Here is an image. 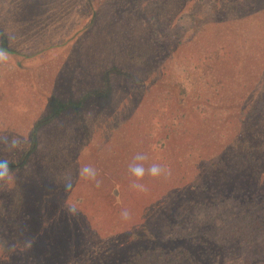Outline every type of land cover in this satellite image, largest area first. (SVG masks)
I'll use <instances>...</instances> for the list:
<instances>
[{
	"label": "rangeland",
	"instance_id": "1",
	"mask_svg": "<svg viewBox=\"0 0 264 264\" xmlns=\"http://www.w3.org/2000/svg\"><path fill=\"white\" fill-rule=\"evenodd\" d=\"M29 1L35 2L33 8L40 2ZM89 1L94 8L99 9L101 18L105 21L110 13L118 8L119 27L122 29L127 19L129 26L125 27V32L130 35L135 36L133 33L141 30L142 23L138 21L142 20L140 15L144 14L145 10L142 12V9H139L140 15L134 13L131 17L125 12V7H121L120 0H87L88 3ZM201 1H204V6L194 9L192 13L198 19H201L200 15H208L203 24L214 25L213 28L202 32L198 40H184V33L177 35L173 40V47L166 50L163 56L165 63L158 58L153 60L151 65L134 68L136 71H141V74L147 75L149 79H167L172 75L181 80L184 61L204 56L206 47L213 48L214 42L222 37L230 38L234 43L238 39L242 40V37L232 34L237 28L244 31V35H247L245 38L252 40L249 44L262 43L264 46V21L253 22L251 30L247 26H241L238 20H233L230 17L233 15L231 11L220 10L219 6L210 0H199L197 3ZM83 2L84 0H45L46 8L35 14L34 21L26 26V21L22 19L24 0H0V41L5 38L8 47L23 53L38 49L49 41L59 42L84 22ZM152 2L153 0H140L139 6H150ZM158 6L164 7L165 13L172 14V18L167 17L164 21L163 29L169 31L168 28L174 27L175 31H183L181 25L188 22L189 16L186 15L183 20L179 19V23L174 21V12L181 7L179 0H162ZM14 15L18 16L17 19ZM115 15L117 13L112 14L110 19ZM27 27L30 28L29 31L25 30ZM119 34V29H113L111 24L98 34L103 41L97 40L96 46L101 54L97 61L105 62L112 44L110 36ZM145 37L143 44L138 42L136 44L139 45L130 47L129 52L136 60L148 56V52L149 58H152L150 47L165 35L156 33L150 38V35L145 34ZM122 39L120 37L119 40ZM92 40L88 39L80 46V56L87 57L89 42ZM117 47L118 44H114L112 52ZM56 49L52 48L53 52L48 54L49 56L25 59L24 63L35 65L33 78L38 76L40 65H60L54 71L47 70L49 75L42 84L43 90L50 92L55 88L54 92L59 97L71 96L70 98L75 99L77 97L72 96L74 94L71 89L63 91L64 79L69 74L70 66L67 64L62 67L61 62L64 61L65 64L66 59L61 57V51ZM255 49L253 56L260 52L258 47ZM261 56L264 58V47ZM257 58L251 59L253 61ZM30 81L29 69H17L13 58L1 55L0 99L4 101L5 110H8L11 116L0 118V151L20 148L27 140L32 120L44 114L45 99L34 97ZM82 86L84 90L85 83H82ZM192 87L193 85L189 90ZM259 87L260 84H257L251 91L245 89V94H250L252 99ZM230 88L229 95H236L234 81L231 82ZM18 91L20 93L17 95ZM199 92L212 95L221 93L215 86L208 84L200 86ZM145 93L148 94V99ZM4 98L9 102V107ZM197 104L202 109L201 115L210 120L207 126L211 129L210 142L209 139L202 142L198 140V136L193 135L195 128L203 131L200 123H184L180 107L171 97L170 91L155 85H151L148 90H142L124 80L116 82L112 98L102 100L98 106L82 108L85 116L76 120L70 119V124H64L59 118L52 120L50 130L45 131V139L48 136L49 145L44 149H35L34 152V177L26 173L21 179L23 189L16 193L11 192L12 197L6 200L3 206L6 208L11 201L14 210L24 212V216L29 215L27 219L24 217L18 222L16 230L19 237L15 241H30L29 253H36L38 247H44L47 251L52 241L56 243L54 229L68 233V229H73L74 223H78L81 225L80 231L67 235V248L72 251L76 247L75 244H80L81 249L85 251L82 253L93 258L88 260L84 257L78 261L73 259V253H68L60 264H212V260L213 264H244L252 252L258 250L256 236L251 231L253 218L248 217L245 210L232 201L234 198L230 194H216L212 189L214 186H204L203 178L206 174H216L223 168L225 154L230 147H224L227 136L210 118L211 107L202 101ZM16 122L20 123L21 128H17L18 130H15L18 127ZM24 125L26 127L22 128ZM221 134L224 135L218 140L217 137ZM137 153L146 156L142 162L146 169L155 163L161 165L163 171L157 177L149 175L146 171L145 176L138 181L144 184L141 202L144 203V210L141 212V219L128 216L131 221L125 228L120 207L116 215L110 214V220L105 219V213L110 211L107 201L114 198L109 187L114 185L116 180H121V186L126 192L122 191L120 198L130 199L128 191L135 189L132 187L135 178L129 172V164ZM85 165H92L98 170L99 184L81 176L80 169ZM226 176L227 174L223 175V179H226ZM4 182L1 181L4 183L3 190L7 192L5 187L12 181ZM28 183L30 189L27 187L26 190L24 186ZM183 183H188L191 188L189 196L181 198L179 195H171L176 187H183ZM197 191L202 194L196 195ZM161 196L164 202L169 198L166 209L155 207L154 202L161 201ZM36 199L41 203L36 204ZM183 199L187 200L182 201ZM111 209L113 210L112 207ZM6 211L7 209H2L0 212V234L5 227ZM67 218L70 219L68 228L62 223ZM119 220L122 221L117 223ZM150 227H156L160 237H170L175 243L172 244V241L168 240L169 245L159 246L160 243L147 236L146 232H149ZM4 236L3 233L0 243L4 241ZM188 242L193 243L195 249L186 246ZM58 244L63 245V242ZM197 249L200 253L196 252ZM219 250L222 256L217 262ZM197 254L203 255L205 261ZM2 255L3 249L0 245V258ZM20 263L28 264L24 260Z\"/></svg>",
	"mask_w": 264,
	"mask_h": 264
},
{
	"label": "trees",
	"instance_id": "2",
	"mask_svg": "<svg viewBox=\"0 0 264 264\" xmlns=\"http://www.w3.org/2000/svg\"><path fill=\"white\" fill-rule=\"evenodd\" d=\"M198 1L179 0L181 7L174 12V21L179 23L177 22L179 19L183 20L187 17L186 15L189 16L188 22L181 25L183 31L179 32L175 31L174 27L168 28L169 31L163 29L164 21L167 17L168 19L172 18V14L171 12L165 13L164 7L158 6L162 3V0H153L150 6H139L140 0H120L121 7H125V12L128 13V16L133 17L134 13L140 15L139 9H142V12L145 10V13L140 15L142 20L138 21L142 23L141 30L133 33L135 36L125 32V27L129 26L127 19L124 21L123 28L119 27L117 19L118 8H115L105 21L101 18L99 9L94 8L90 1L88 3L87 0H84V22L67 33L59 42L47 40L49 42L40 45L38 49L23 53V51L8 47L5 38L0 41V57L1 55H8L15 60L17 69H29L30 84L34 97L40 100L45 99L46 102H44L45 110L43 116H38L32 120L27 140L23 145L17 149L13 148L12 151H0V196L4 195L0 198V212H2V209H7L5 227L0 234V237L3 233L5 235L2 237L4 241L0 243L3 249L0 264H23L20 263L23 260L28 264H60V261L68 253H73V257H75L73 259H78V261H81L84 257L88 258V260L93 258L82 253L85 251L81 249L82 246L80 244H75L76 247L72 251L67 248V235L70 232L77 234L80 231L81 225L78 223H74L73 229L69 228L68 233L64 230L57 231V229H54L56 231L54 232L56 243L51 242L52 244L48 246L50 251H46L44 247H38L36 253H29L30 241H15L19 237V233L16 230L18 222L24 217L27 219L29 215L25 214L24 216V212L14 210L11 207V201L6 208L3 206L6 204L5 201L12 197L11 192L16 193L23 189V181L21 179L26 173L34 177L35 171L33 167L36 161L34 152L35 149H44L49 145L48 136L45 139V131L46 129L50 130L51 121L59 118L64 124H70V119L76 120L78 117L85 116L82 108L93 105L98 106L102 100L112 98L116 90V82L121 80L133 84V87L142 88V90H148L151 85H155L170 91L171 97L176 100L177 105L180 107L184 123H200L203 131L201 132L199 128H195L193 135L198 136V140L202 142L208 139L210 142L209 133L211 129L207 128L210 120H206L201 115L202 109L197 102L202 101L211 107L210 118L213 123L216 122V125H219L220 129L222 128V132H225L227 137L224 147H230V149L226 151L223 168L216 174L209 173L204 176V186H214L212 189L215 190L216 194H230L234 198L232 201L241 206L248 217L251 216L253 218L254 223L251 231L256 236L258 250H254L244 264H264V252H261V250H264V58L261 56V50L264 46L262 43L249 44L252 40L245 38L247 35H244V31L237 28L232 34L242 37V40L238 39L234 43L232 39L222 37L214 42L213 48L206 47L204 56L196 57V60L184 61L183 78L181 80H177L172 75H169L167 79H149L147 75L141 74V71L134 69L151 65L153 60L158 58L165 63L163 56L166 50L173 47V40L177 35L184 33V40H198L202 36V32L208 28H213L214 25L203 24L207 20L206 18L209 17L208 15L206 17L200 15L201 19H198L192 13L194 9L204 6V1L197 3ZM210 1L218 5L220 10L231 11L233 15L230 17L233 20H238L241 26H247L251 30H253V22L262 23L264 21V0ZM24 3L25 8L22 15L24 18L22 19L26 21V26H29L34 21V15L46 8L47 5L45 0H40L35 8H33L34 1L24 0ZM31 11H33L32 14ZM116 13L117 15L110 19L111 15ZM17 17L14 15V18L17 19ZM108 24H111L113 29H119L120 34L119 36H110L112 40V44L108 49L110 51L108 56H106L105 62H101V65L100 60L97 61L101 54H99V47L96 44L97 40L103 41L98 34H101ZM26 29L29 31L30 28L27 27ZM156 33H163L165 37L156 40L150 47L152 58H149L148 52V56L136 60L135 56L129 52L130 47L138 42L143 44L146 38L145 34L150 35L151 38ZM43 36L44 34L41 35V38ZM120 37L123 39L119 40ZM124 38L126 39L124 40ZM88 39L93 40L89 42L87 57L80 56V46L84 45ZM114 44H118V47L112 52ZM255 46L258 47L257 50L260 52L253 56V51L256 50ZM52 48H57V51H61V57L66 59L65 64L64 61L61 62L62 67L67 64L70 66L68 76H64L62 88H65L63 91L71 89V93L74 94L72 96L76 95L77 97L75 99L70 98L71 96L59 97L54 92L56 91L55 88L50 92L43 90L42 84L47 79L49 71H54L60 65L54 63L49 66L47 64L40 65L37 72L38 76L33 78L32 72L35 65L24 63L25 59L49 56L53 52ZM91 54L92 56H90ZM251 58L257 59L252 61ZM205 60L206 62H204ZM238 66L242 67L239 68ZM238 70H241V72ZM233 81L237 88V94L231 96L229 95L231 91L230 84ZM82 83H85L86 86L84 90ZM205 84L215 86L216 90L221 91V93L212 95L199 92V87ZM257 84H260L261 87L254 92V97L250 99L251 95H246L245 89L251 91ZM191 85L193 87L189 90ZM19 93L20 91H18L17 95ZM145 94L148 99V94ZM4 99L6 100V98ZM247 100H250V102ZM6 102L9 107V102L7 100ZM0 105L2 108L0 110V118H10L11 114L8 110H5V103L2 98L0 99ZM229 108H231V111H229ZM155 113L159 114V112ZM25 127V125L22 126V128ZM72 127H74L73 124ZM17 128H21L20 123H18V127L15 130H18ZM56 133L58 134L59 132ZM193 135L191 136L192 138H194ZM223 135H219L217 139L219 140ZM225 174H227L226 179H223ZM8 180H11L12 183L6 185L5 188L8 189L6 192L3 190V184L5 183L4 181ZM1 181L4 183H1ZM28 181L34 182L33 180ZM215 181L216 184L214 185ZM29 184L24 186L26 190L30 189ZM121 184V180L120 182L116 180L114 185L109 187L114 198H109L107 201L110 211L105 213V219L110 220L111 215H116L118 207H120V211L127 209L131 218L141 219V212L144 210V203H141L144 189L128 191L130 199L123 200L120 196L122 191H126ZM189 189H191L189 184L183 183V187H176L171 192V195H179L181 198H186L189 196ZM201 194L202 192L200 191L196 192L198 196ZM168 199L165 202L163 198L159 202L155 201V207L166 209ZM193 199L196 200L195 198ZM171 200L173 201V198ZM185 200L187 199L182 201ZM34 201L36 204L41 203L38 199ZM130 217L123 218L125 228L128 222L131 221ZM69 220L67 218L65 222H62L65 223L67 228L69 227L67 224ZM121 221L119 220L117 223ZM146 233L149 238L160 243L159 246L165 247L164 244L169 245L168 242L170 241H172V244L175 243V240L170 239V237H160L156 227H150L149 232ZM31 241L33 240L31 239ZM59 242H63V245H59ZM186 246L190 249H195V245L191 242H188ZM196 252L200 253L198 249ZM197 255L204 259L203 255ZM221 256V251H217V262Z\"/></svg>",
	"mask_w": 264,
	"mask_h": 264
},
{
	"label": "clouds",
	"instance_id": "3",
	"mask_svg": "<svg viewBox=\"0 0 264 264\" xmlns=\"http://www.w3.org/2000/svg\"><path fill=\"white\" fill-rule=\"evenodd\" d=\"M146 159V156L142 153H137L135 157L133 158V162L129 164V172L132 177L135 178L132 182V187L137 190H143L144 184L139 183L144 176L145 172L153 177L159 176L163 169L161 165L159 164H152L147 169L145 168L144 164L142 163ZM81 176L85 177L88 180L95 181L97 184H99V180L97 179L98 170L92 166V165H85L80 169ZM129 212L127 209H123L121 211V217L122 218H128Z\"/></svg>",
	"mask_w": 264,
	"mask_h": 264
}]
</instances>
